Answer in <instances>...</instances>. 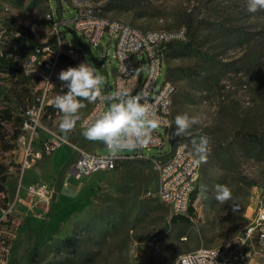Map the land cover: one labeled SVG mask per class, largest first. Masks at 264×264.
Segmentation results:
<instances>
[{"label": "rangeland", "instance_id": "1", "mask_svg": "<svg viewBox=\"0 0 264 264\" xmlns=\"http://www.w3.org/2000/svg\"><path fill=\"white\" fill-rule=\"evenodd\" d=\"M97 1L102 2L106 16L143 30L188 29L186 41L168 47L167 67L178 87L173 97L170 134L176 115L188 113L200 118L189 135H170L172 150L184 145L194 153L193 139L199 142L205 136L210 141L211 151L197 186L199 192L190 194L195 210L186 217L191 220L194 216V220L171 221L170 207L156 195L158 171L152 161L134 160L110 172L78 176L71 172L74 153L70 165L59 175L62 164L55 160L56 153L61 148L74 150L63 145L44 154L24 173L22 188L27 199L23 203L29 211L24 219L13 215L16 249L10 252L8 264H28L37 241L34 264H171L180 253L219 246L242 234L257 204L264 202V145L249 135L264 134V10L249 13L246 0ZM72 5L73 0H9L7 16L11 29L28 31L31 21H44L48 12H55L59 20L71 17ZM59 30L66 35L65 42L89 45V60L106 78L102 85L106 92L113 93L109 86L114 81L112 71L118 66L115 41L105 35L103 46L95 47L64 22ZM51 31L49 23V28L39 33V40L28 35L37 42H51ZM29 50L27 45L21 48L24 53ZM103 54L107 55L111 74L97 62ZM64 61L62 56L56 77L61 70L76 67ZM166 75L164 67L158 84ZM17 77L0 83V113L8 108L13 117L3 121V128L4 140L14 147L0 146V166L9 176H17V184L9 186L12 198L20 181L17 173H8V166H18L22 158L17 136L12 134L21 125V110L32 105L39 93L33 89L36 83L22 72ZM85 104L70 132L72 142L89 151L109 152L102 141H89L82 135L85 129L80 121L91 106L87 101ZM61 118L44 123L59 130ZM33 172L39 177H34ZM35 182L49 185L54 191L49 199L34 201L32 206L27 188ZM216 184H226L232 190L228 203L220 204L214 199ZM2 200L0 195V207L4 206ZM156 244L158 251L154 249ZM254 257L262 263L264 245L254 248Z\"/></svg>", "mask_w": 264, "mask_h": 264}, {"label": "built area", "instance_id": "2", "mask_svg": "<svg viewBox=\"0 0 264 264\" xmlns=\"http://www.w3.org/2000/svg\"><path fill=\"white\" fill-rule=\"evenodd\" d=\"M8 1L0 0V57L15 63L24 76L36 83L33 88L35 93L39 91L33 104L20 112L22 122L16 144L22 158L18 166L9 164L8 173H17L22 181L28 168L44 154H50L63 145L72 146L76 153L71 172L78 176L110 172L134 160H150L158 171V199L170 207L172 215L187 216L190 194L198 186L204 162L184 145H178L173 150L171 148L172 103L178 87L169 76L167 59L170 44L186 41L188 29L181 26L175 29L143 30L124 20L106 16L100 1L73 0L74 13L71 17L62 16L59 20L55 12H48L44 21H31L27 26L28 31L24 28L13 30L7 16ZM63 22L69 30L82 35L92 46L102 47L105 35L115 41L118 66L112 71L114 81L109 86L113 93L106 92L103 86L101 92L105 96L118 91L140 94L150 103L160 124L144 147L121 151L115 156L110 152L89 151L74 144L70 132L61 133L44 123L45 120L62 116L52 101L57 94L62 95L68 91L66 82H61L55 75L59 59L64 55L75 66L80 63L91 64L87 54L89 45L82 43L77 46L65 42L66 35L59 30ZM49 23H52L53 40H44L26 53L22 52L23 45L28 44L21 39L30 34L39 40V33L49 28ZM106 56L103 54L101 58L97 57V62L111 74L107 69ZM164 67L167 68V75L158 84ZM3 79L15 81L18 77L0 71V83ZM107 105V101L99 100L91 104L80 121L81 128L86 129L95 115L107 110ZM152 150H156V153H151ZM27 190L32 196V206L34 201L49 199L54 191L49 185L37 182L29 185ZM249 219L244 232L229 242L180 253L171 264H263L254 260V248L264 244V202L257 204ZM191 220H194V216H191ZM16 236L15 218L9 208L0 207V264L9 263L12 242ZM154 249L158 251L159 245L156 244Z\"/></svg>", "mask_w": 264, "mask_h": 264}, {"label": "clouds", "instance_id": "3", "mask_svg": "<svg viewBox=\"0 0 264 264\" xmlns=\"http://www.w3.org/2000/svg\"><path fill=\"white\" fill-rule=\"evenodd\" d=\"M246 4L249 13L264 10V0H246ZM58 79L66 82L68 89L65 94H57L52 101L62 114L58 125L61 133L74 130L80 119V110L86 107L84 101L93 104L98 100L108 102L107 110L95 115L82 135L89 141H102L113 156L121 151L144 147L159 127L158 117L142 95L119 91L103 95L101 86L106 84V78L89 62L61 70ZM174 123V131L170 135L182 137L189 135V130L200 123V118L183 113L175 116ZM209 144L205 136H201L199 142L192 140L194 153L200 161L206 162L211 151ZM214 199L220 204L228 203L232 199V190L226 184H216Z\"/></svg>", "mask_w": 264, "mask_h": 264}, {"label": "trees", "instance_id": "4", "mask_svg": "<svg viewBox=\"0 0 264 264\" xmlns=\"http://www.w3.org/2000/svg\"><path fill=\"white\" fill-rule=\"evenodd\" d=\"M21 40L24 43H27L30 48L39 44V42H37L32 36H29V35L24 36ZM178 43H183V42H173L170 44V46H174L175 44H178ZM0 71L10 72L12 77H17V74L22 72V70L20 68H18L15 63H13L12 61H10L9 59H7L5 57H0ZM169 76L171 77L170 73H169ZM84 103H86V101H84ZM12 118H13L12 112L10 111V109L4 108L1 110V113H0V146L3 147L4 149H10V148L14 147L13 144H10L4 140V128H3V121L4 120H11ZM21 122H22V120H21ZM18 133H19V130L15 129L13 131L12 136L16 137L18 135ZM249 135H250L251 139L256 140V141L260 142L262 145H264V134L259 136L257 134L251 133ZM71 161H72V158H70L66 161V163L61 168L59 175H62V173L70 165ZM7 176H8V174L6 172L5 167L0 166V191L5 190L4 182L6 181ZM194 192L196 194H198L199 187H197L194 190ZM3 201H4V206H2V207L8 208L7 203H6L7 198L5 196L3 197ZM194 210H195L194 206L192 204H190L188 212H192ZM171 221L174 223H178V222L183 223V222H188V221L190 222V220L186 216H181V215H172ZM36 241H37V239H36ZM37 244H38V241L36 242V245L33 247L32 251L30 253V256L28 258V264H34L35 263L37 250H38ZM15 249H16V240H13L12 250H15ZM11 263L13 264V262H11Z\"/></svg>", "mask_w": 264, "mask_h": 264}, {"label": "crops", "instance_id": "5", "mask_svg": "<svg viewBox=\"0 0 264 264\" xmlns=\"http://www.w3.org/2000/svg\"><path fill=\"white\" fill-rule=\"evenodd\" d=\"M63 57L65 60L64 61L65 64L69 63L67 60V57L64 55H63ZM88 111H89V109L87 110V112ZM97 146H95V147H97ZM88 147H89V144H88ZM95 147H93L92 149H94ZM59 150H61V152L56 153L55 160L57 162H59L60 164H62V167H63V165L66 163V161L68 159L74 157L75 152H74V150H71L70 152H67L65 150L66 151L65 152L64 150H62V148ZM92 151H95V150H92ZM41 159H39L37 162H39ZM74 160H75V158H74ZM33 173H34V177H39L38 173H36V172H33ZM15 180H17V176H9L8 175L6 181L4 182L5 190L0 191V195H2V197L5 196L7 198L6 203H7V207L9 208L11 214L15 215V216H19L21 219H24L25 216L27 215L28 211H29V207L23 203L27 199L26 193L23 191V188H22L23 186H25V183L23 182V179H22V181L19 179L20 187H19L18 191L16 192V195L14 196V198H12L11 190L9 189V186H10V184L13 185V183H14V185L17 184ZM3 203H4V201H3ZM261 262L264 264V257L261 259Z\"/></svg>", "mask_w": 264, "mask_h": 264}, {"label": "bare ground", "instance_id": "6", "mask_svg": "<svg viewBox=\"0 0 264 264\" xmlns=\"http://www.w3.org/2000/svg\"><path fill=\"white\" fill-rule=\"evenodd\" d=\"M261 245H264V244H261ZM255 258V257H254ZM251 264H253V262H251Z\"/></svg>", "mask_w": 264, "mask_h": 264}]
</instances>
